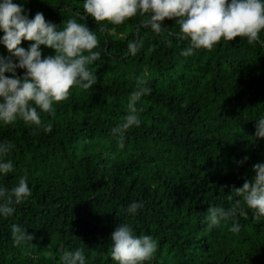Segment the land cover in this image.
Segmentation results:
<instances>
[{
	"label": "trees",
	"instance_id": "obj_1",
	"mask_svg": "<svg viewBox=\"0 0 264 264\" xmlns=\"http://www.w3.org/2000/svg\"><path fill=\"white\" fill-rule=\"evenodd\" d=\"M16 2L29 17L40 11L61 28L69 17L87 23L101 55L89 65L93 86L73 85L52 113L37 107L49 131L19 118L0 124V141L12 145L4 158L13 161L0 185L11 188L26 175L32 189L12 215L0 216V264H61L62 251L77 247L86 264H117L110 237L122 222L157 241L144 264H264V218L255 220L232 191L264 161V137L254 136L264 115V29L252 44L237 35L185 56L189 41L177 18L165 17L156 33L144 23L147 13L112 24L88 16L83 0ZM130 41L140 44L135 54ZM40 48L42 57L55 51ZM8 54L0 44V55ZM137 78L152 91L137 101L141 123L121 145L110 130L126 114ZM236 199L248 215L208 229V207L228 208ZM132 200L143 201L135 214L126 211ZM234 221L238 232L230 230ZM13 223L32 240L14 244Z\"/></svg>",
	"mask_w": 264,
	"mask_h": 264
},
{
	"label": "clouds",
	"instance_id": "obj_2",
	"mask_svg": "<svg viewBox=\"0 0 264 264\" xmlns=\"http://www.w3.org/2000/svg\"><path fill=\"white\" fill-rule=\"evenodd\" d=\"M83 9L96 21L112 24L147 13L144 23L156 33L163 30L165 17L177 18L180 37L189 41L188 46L181 49L185 56L200 48L212 49L221 38L230 41L237 35L252 44L260 40L259 33L264 29V0H83ZM0 33V44L9 53L0 55V124H10L19 118L49 131L52 125L42 123L37 107L52 113L54 102L66 99L73 85L89 89L97 82L96 73L89 67L101 55L99 50H94L99 43L97 33L87 23L72 17L62 28L46 20L40 11L29 17L24 5L16 0H0ZM22 39L33 42L26 49L21 46ZM40 45L54 49V54L42 57ZM127 47L135 54L140 44L130 41ZM18 68L24 72L18 75ZM151 91L145 79L137 78L128 96L126 114L110 130L121 145L127 130L141 123L139 113L142 109L137 101ZM255 121L254 136L264 137V115ZM11 147V142L0 141V175L13 170V161L4 158ZM252 168V178L245 179L242 186L232 191L253 211V218L260 220L264 218V161L256 162ZM31 193L26 175H20L11 188L0 185V216L12 215L15 206L28 200ZM142 207L143 201L132 200L126 211L135 214ZM237 214L248 215L241 206V199H236L228 208L209 206L206 226L211 229ZM10 228L14 244H23L33 238L24 225L13 223ZM239 229L236 221L230 226L233 232ZM110 238L109 255L117 264H144L158 246L150 234L138 235L130 224L123 222L115 227ZM60 260L61 264H86L84 251L79 247L64 249Z\"/></svg>",
	"mask_w": 264,
	"mask_h": 264
}]
</instances>
